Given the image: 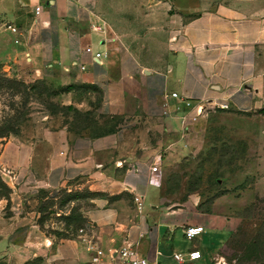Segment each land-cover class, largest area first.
Here are the masks:
<instances>
[{"label": "crops", "instance_id": "crops-1", "mask_svg": "<svg viewBox=\"0 0 264 264\" xmlns=\"http://www.w3.org/2000/svg\"><path fill=\"white\" fill-rule=\"evenodd\" d=\"M10 48L9 58L57 86L60 104L95 108L123 124L100 136L69 133L57 149L3 145L13 199L19 189L95 195L83 210L86 234L53 246L24 217L1 215L0 264H94L89 242L102 251L101 264H123L106 252L125 242L148 264H178L177 253L182 264L224 261L232 221L162 203L149 168L161 170L182 152L183 130L208 107L264 114V0H0V51ZM196 105L203 112L192 121ZM187 226L201 231L187 239ZM194 251L198 257L188 259Z\"/></svg>", "mask_w": 264, "mask_h": 264}, {"label": "rangeland", "instance_id": "rangeland-1", "mask_svg": "<svg viewBox=\"0 0 264 264\" xmlns=\"http://www.w3.org/2000/svg\"><path fill=\"white\" fill-rule=\"evenodd\" d=\"M11 50L0 51V153L9 140L25 153L46 144L57 149L69 133L100 136L122 126L95 108L60 104L57 86L36 79L24 60L9 58ZM201 116L183 130L188 135L182 152L162 165L161 201L228 217L232 230L222 248L224 262L264 264V114L208 109ZM2 169L0 164V216L24 217L51 239L50 246L75 238L86 225L83 210L91 192L19 189L13 199ZM11 207L18 211L12 214Z\"/></svg>", "mask_w": 264, "mask_h": 264}, {"label": "built area", "instance_id": "built-area-1", "mask_svg": "<svg viewBox=\"0 0 264 264\" xmlns=\"http://www.w3.org/2000/svg\"><path fill=\"white\" fill-rule=\"evenodd\" d=\"M40 9V6H35L33 9V13L36 15L38 14ZM8 30L12 33H17L16 28L13 26H7ZM14 42L16 43L17 40L15 39ZM86 52H90V49L88 47L85 48ZM95 58H97L99 56V53H95L93 55ZM168 96L173 97V98H178L179 96L177 95L176 92H170L168 94ZM182 103H184L186 106H189L190 103L188 101L185 100H181ZM215 108L224 110L227 108V105L225 103H221L218 106H216ZM207 109H214V107H208ZM206 109V110H207ZM205 111V110H204ZM201 112H203V108L202 106H195V113L194 116L190 117V120L194 121L196 119V117H198ZM162 114L166 115L168 114V110H167V106L166 104H163V109H162ZM3 175H9V171L8 170H4V168L1 170ZM161 180V171L160 168L158 167L157 164L152 165L149 168V182L155 186H158ZM133 201L135 202L136 206L138 209H140L141 207V198L138 196H134L133 197ZM88 229V226L85 225L84 227H80L78 229V236L81 235H85L86 231ZM201 231L200 226H187L184 228L183 232H184V236L187 239H191L194 236H196L197 234H199ZM86 250H91L95 256L93 257L92 261L94 264H101L100 262H98V258L100 256H103V253L100 249H98L97 247H94L90 242L89 244L86 246ZM198 252L194 251V252H189L187 254L188 259L192 260L198 257ZM106 256H108V258L110 260H117L122 262L123 264H148L147 260L144 257H141L138 255L136 249H135V244H130L125 242L120 248L117 249H112V250H107L106 252ZM174 259L176 260V262L178 264H182L184 262V260L182 259L181 254L177 253L174 255ZM211 264H228L227 262L224 261H220V260H215L213 261Z\"/></svg>", "mask_w": 264, "mask_h": 264}, {"label": "trees", "instance_id": "trees-1", "mask_svg": "<svg viewBox=\"0 0 264 264\" xmlns=\"http://www.w3.org/2000/svg\"><path fill=\"white\" fill-rule=\"evenodd\" d=\"M112 118H115V117H112ZM116 119V118H115ZM92 193V195L94 196L95 195V193H93V192H91Z\"/></svg>", "mask_w": 264, "mask_h": 264}]
</instances>
